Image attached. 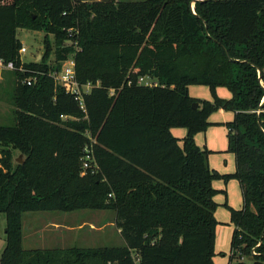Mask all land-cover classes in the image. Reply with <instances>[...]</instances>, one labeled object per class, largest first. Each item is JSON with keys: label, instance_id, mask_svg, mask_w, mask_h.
I'll use <instances>...</instances> for the list:
<instances>
[{"label": "trees", "instance_id": "1", "mask_svg": "<svg viewBox=\"0 0 264 264\" xmlns=\"http://www.w3.org/2000/svg\"><path fill=\"white\" fill-rule=\"evenodd\" d=\"M20 28L46 33L43 60H22ZM0 54L17 79L16 121L0 125V264H215L219 178H236L243 197L229 207L228 264H263L264 0H0ZM69 54L78 82L94 85L84 108L50 75ZM191 85L214 100L191 97ZM219 108L234 112L231 174L195 140ZM173 127L187 130L182 145ZM14 146L25 155L15 164ZM83 209L114 211L125 244L24 247V213Z\"/></svg>", "mask_w": 264, "mask_h": 264}, {"label": "rangeland", "instance_id": "2", "mask_svg": "<svg viewBox=\"0 0 264 264\" xmlns=\"http://www.w3.org/2000/svg\"><path fill=\"white\" fill-rule=\"evenodd\" d=\"M94 1V0H85ZM100 1V0H96ZM137 1V0H126ZM18 37L26 52L21 53L24 62L41 61L44 59L46 33L39 30L20 28ZM52 52L47 59L51 66L56 64V45L53 35H49ZM70 44L69 41L65 45ZM69 59L73 54L68 55ZM52 73V72H50ZM140 83L152 84L148 78L139 80ZM16 76L13 70L0 69V125H12L16 121L17 105L15 102ZM190 96L198 100H214V95L207 85H191ZM222 92L231 95L228 88L222 87ZM218 95V94H217ZM219 96V95H218ZM208 97H211L209 99ZM222 98L221 96H219ZM210 120L217 122L207 131L200 132L203 146L211 150L210 165L220 174H231L235 171L234 154L227 151L228 132L226 125L234 117L230 110L219 108L212 113ZM175 132L180 127H173ZM180 144L183 140L180 139ZM13 163L22 162L25 155L14 149ZM217 189L215 201L218 203L215 216L219 221L216 238V257L222 264L230 260L231 240L234 225L230 221V208L241 209L243 197L240 183L236 178L228 181L223 178L214 181ZM59 223L60 228L53 223ZM25 248H54V247H103L124 245V239L116 225L115 212L112 210L83 209L76 211H29L23 215ZM6 215L0 213V258L6 246ZM31 239V242L28 239ZM214 256V257H215ZM231 264H256L252 255L236 257ZM264 264V262H263Z\"/></svg>", "mask_w": 264, "mask_h": 264}, {"label": "built area", "instance_id": "3", "mask_svg": "<svg viewBox=\"0 0 264 264\" xmlns=\"http://www.w3.org/2000/svg\"><path fill=\"white\" fill-rule=\"evenodd\" d=\"M27 48L25 46L22 47L21 53L26 52ZM0 69H15L13 62H5L4 58L0 54ZM50 75L54 78L57 84L66 88V90L76 96V99L79 101L82 108H84L83 102V94L88 93L93 88V84L88 82L87 84H80L76 78V71H75V60L74 58H67L61 61L60 69L54 70ZM144 78H140L143 80ZM25 82L28 85L33 84L32 78H27ZM91 155H88L82 164L83 174L89 168L90 163L92 161Z\"/></svg>", "mask_w": 264, "mask_h": 264}, {"label": "crops", "instance_id": "4", "mask_svg": "<svg viewBox=\"0 0 264 264\" xmlns=\"http://www.w3.org/2000/svg\"><path fill=\"white\" fill-rule=\"evenodd\" d=\"M222 87H218L217 89H216V92H217V94L219 95V96H221V97H223V98H230L231 97V95H228V94H226V93H223L222 92V89H221ZM189 92L192 94V89H191V86L189 87ZM209 99H211V97H208ZM234 113V112H233ZM212 115V114H211ZM211 118V117H210ZM210 118H209V120H210ZM233 119H234V117H233ZM232 119V120H233ZM231 120V121H232ZM211 121V120H210ZM213 124L212 125H210L209 127H208V129L207 130H209L211 127H213L214 125H216L217 124V122H214V121H211ZM206 130V131H207ZM205 132V131H204ZM172 133L176 136V137H178V138H180V139H182L186 134H187V130L185 129V128H181L180 130H178V131H176L175 132V129H173L172 128ZM200 134L201 133H198L196 136H195V140H196V143L200 146V147H204L203 146V143L200 141L201 139H200ZM234 158H235V156H234ZM211 166V165H210ZM212 167V166H211ZM213 168V167H212ZM235 168H236V166H235ZM214 169V168H213ZM54 224H55V227H57V228H60V226H59V223H55V222H53ZM23 231H24V223H23ZM120 231V230H119ZM28 241H30L31 242V239L29 238L28 239ZM24 242H26V237H25V235H24V239H23V243ZM27 249H31V248H27ZM214 262H215V264H222L221 263V261L215 256L214 257ZM231 264V263H230Z\"/></svg>", "mask_w": 264, "mask_h": 264}, {"label": "water", "instance_id": "5", "mask_svg": "<svg viewBox=\"0 0 264 264\" xmlns=\"http://www.w3.org/2000/svg\"><path fill=\"white\" fill-rule=\"evenodd\" d=\"M260 77H261V74H260ZM197 106H198V103L195 102V103L193 104V107H194V108H197ZM14 149H16V146H14Z\"/></svg>", "mask_w": 264, "mask_h": 264}]
</instances>
